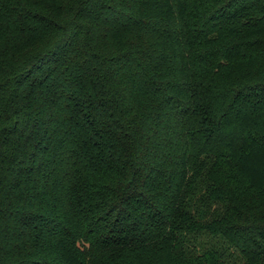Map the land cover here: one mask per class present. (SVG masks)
Listing matches in <instances>:
<instances>
[{"label":"trees","instance_id":"trees-1","mask_svg":"<svg viewBox=\"0 0 264 264\" xmlns=\"http://www.w3.org/2000/svg\"><path fill=\"white\" fill-rule=\"evenodd\" d=\"M0 264H264V0H0Z\"/></svg>","mask_w":264,"mask_h":264}]
</instances>
